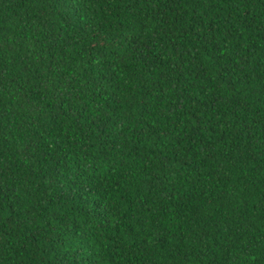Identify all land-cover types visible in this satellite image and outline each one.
<instances>
[{
    "label": "trees",
    "instance_id": "obj_1",
    "mask_svg": "<svg viewBox=\"0 0 264 264\" xmlns=\"http://www.w3.org/2000/svg\"><path fill=\"white\" fill-rule=\"evenodd\" d=\"M0 264H264V0H0Z\"/></svg>",
    "mask_w": 264,
    "mask_h": 264
}]
</instances>
